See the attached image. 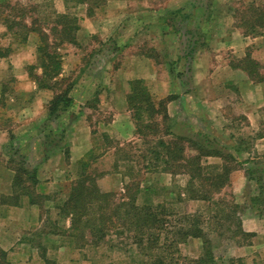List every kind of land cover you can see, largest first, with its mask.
I'll return each mask as SVG.
<instances>
[{"label": "crops", "instance_id": "obj_1", "mask_svg": "<svg viewBox=\"0 0 264 264\" xmlns=\"http://www.w3.org/2000/svg\"><path fill=\"white\" fill-rule=\"evenodd\" d=\"M9 1L0 0V8L1 4ZM71 1H25L29 2V5L44 3L46 6L53 7L54 9L51 11L57 12V18L60 14L78 17L75 41H65L57 46L62 55V68L59 73L60 83L47 87L41 86L35 78V76H42L43 74L40 65V52L38 51L41 42L39 30L48 34L50 42L54 43L51 38V35H55L52 28L57 27L59 30L62 28V23L55 21L51 28H44L39 25V19L34 20L27 17L22 20V25L9 27L10 19L16 16V19L19 20L18 14L14 13L15 7L9 6L6 12L2 8L0 10V36L2 39L7 40V37L13 34L19 36V31H23V36L20 35L21 39L7 43L8 53L6 56H0V60L6 63L8 74L21 76L26 81L22 84L28 85V88L22 84L16 86L15 93L25 97L23 100L26 101L27 114L30 115L32 128L35 129L37 124L43 123L45 127H49V133L54 129L55 133L61 134L59 140L54 144L46 142L47 136L45 137L43 134L46 133L45 131L41 133V136L38 135L37 138H42L45 142L40 148L35 147V151L42 154V158L39 159L36 166H32L33 163L30 160L36 154L38 155V152L33 150L30 152L22 151L23 155L27 156L28 161L25 168L35 170L37 177L36 184L32 185V199L29 196H22L19 205L2 204L0 201V207H2V214L0 212V246L8 251L10 264H43L41 263L43 260L44 264H46V260H56L59 264H72L71 260V263H61L56 258H52L54 251L55 254L64 252L67 255L74 250L72 251L69 246L67 247L66 244L65 246L62 243L64 235L62 230L58 232L56 229L47 227L49 226L47 223L51 222L49 220L51 215L45 209L47 203L42 198H50V194L56 193L61 188V183L65 178L83 172L87 174L98 172L99 175H96L98 177L97 183L105 191L112 190L104 189L102 185L106 188H114V183H126L128 174L125 169H122V166L126 165V160H124L126 155L121 153L125 141L131 140V138L126 139V136L131 135L132 123L135 125L132 118L133 110L130 108L128 100V94L131 91L130 80L134 79V76L143 78L153 97L156 96L154 99L157 102L172 95L171 99L167 101V111L170 116H173L171 111L174 112L173 114L175 112L179 114L180 112L177 110L178 107L180 108L179 105L185 104L186 101H189V97H192V90L189 91V87L185 85L184 74L187 72L185 69H190L196 62L199 65L196 75H200L201 80L197 84L194 83L195 92H193L195 94L193 96L201 97L199 100L202 104L211 108V111H207V116L212 119L213 117L220 119V122L223 120L221 114L217 117L215 113L218 110L224 113L223 96L211 100V98H207L205 93H215L221 90L222 87L219 85L222 80H219L218 83L215 80L217 76L225 72L226 79L223 81L228 84L225 86L227 99L232 101L231 104L235 110H239L244 115L243 118L246 119L251 133L255 134L250 137L251 144L239 143L236 135L232 138L229 137L230 140L236 141L235 145L230 150H224L233 156L231 162L233 169L227 186L230 185L233 192L241 191L242 193L246 188L247 191L251 190L250 193L248 192L247 197L249 198L243 205L245 210L243 208L241 211L240 218L243 230L252 233V236L249 243L239 245L234 254L240 257L246 256L249 261L251 259L255 264H264V194L260 193L261 184L264 183V130L262 133L258 132L259 128L264 126V78L257 80L254 78L256 74H253L247 66H237L228 62L227 67L225 66V70L221 73L222 61L215 64L222 57L224 46L231 48L232 52H235L240 59L249 58L255 64L256 60L264 62L261 59L264 57V35L245 34L242 29L235 26L230 29L231 35L229 37L216 38L211 41V46L210 43L206 46L210 42L208 38L203 37L204 40L200 42L199 38L189 35L192 33L190 26L194 21L193 13L200 0H159V3L155 5L151 0H74L72 4ZM44 8L46 7L44 6ZM71 10H75V15L69 13ZM155 12L166 16L179 15L182 19L180 23H176V20H171V16V18H157V24L159 23L161 26V35L156 36L159 39H154L155 48L158 49L161 44H164L163 40L169 34L173 36L170 41L172 47L174 40L177 41V44H174L175 53L173 50L171 51L173 55L171 54L172 59L171 62L169 61V70L168 67L166 68V63L157 62L154 54H147L146 50L142 51L141 48L134 47L131 43L124 50L113 46L115 43L132 42L127 36L130 29L137 33L143 27V20H147L146 18ZM57 18L55 19L57 20ZM121 34H125L127 37L117 38ZM5 40H2L0 45L5 44ZM92 41L99 45V48H96L93 53L95 57L101 54L108 55L110 59H115L119 55L123 61L118 68L120 70L119 77H117L119 83L108 84L103 89L105 94L111 95L110 102L105 103V98L98 106L101 109H107V107L113 109V118L108 121L107 118L103 117L104 121L99 119L100 125L98 124V128L106 132L107 142L100 141L101 136L93 130L91 121L95 115L89 116L81 111L79 99L75 97L76 95H72L73 87L71 85L62 87L66 72H70L67 68L68 71H65L66 63H63V59L66 58L71 65L77 67L83 58V46H88L91 50L90 42ZM65 45L66 47H64ZM94 46L92 50L95 48ZM113 48L117 51H114ZM248 48H251V54L246 55L245 51ZM243 56L246 57L242 58ZM38 67L42 71H39ZM213 67L218 68V71L213 72ZM172 75L179 85L174 83L173 79H169ZM214 76L215 79L212 81L211 78ZM123 77L125 79L124 84L120 83V79ZM66 90L73 97L72 106L68 109L58 110V113L53 114L51 112L53 99ZM3 93V83H0V99ZM219 99V107H217L216 102ZM235 101L238 107L234 106L233 102ZM213 104L216 106H212ZM74 108H77L78 111H75ZM74 111L75 115H72L71 113ZM91 112L93 111L91 110ZM35 138L36 136L33 137V139ZM9 155L16 158V154ZM208 158L218 160L216 156ZM0 167L2 169L1 176L11 182L3 185L4 189L0 192L1 197L12 192V183L17 168L4 165L3 162H0ZM146 171L151 172L153 170L146 168ZM75 177L70 180V183H73ZM36 196L42 198H36ZM63 200L65 203L67 199L64 198ZM68 218L67 224L60 220L61 218H56L55 224L59 222L65 224L66 229L64 231L66 232L71 223L70 217ZM31 227L35 228L29 236L27 230ZM34 237L39 238V241H36ZM6 243H8L7 247H5ZM70 258L72 257L68 259Z\"/></svg>", "mask_w": 264, "mask_h": 264}, {"label": "rangeland", "instance_id": "obj_2", "mask_svg": "<svg viewBox=\"0 0 264 264\" xmlns=\"http://www.w3.org/2000/svg\"><path fill=\"white\" fill-rule=\"evenodd\" d=\"M25 1L28 0H10L9 2L1 4V8L6 12V9L9 6H14V13L18 14V19L20 21H22L24 18L31 17L34 20L36 18L39 19V25L43 26L44 28H51L54 25L56 21L55 18H57V12L51 11L54 9L53 7L49 5L46 6L44 5V3L29 5V2ZM73 1L74 0H72L70 3L72 4ZM151 1L154 2V5L159 3V0ZM198 3L199 4L197 9L193 13L194 21L190 26V31H192V33L189 35H193L194 37L199 38L200 42L204 40L203 37L208 38V41L210 40V42H208L206 46H208L209 43L211 46V41L216 38L220 39L229 37L231 35L230 29L237 26V24L238 28L242 29L244 32L245 29L239 24L241 18L246 16L249 17L251 13L250 6L252 4L255 3L256 5H259L261 9L264 8V0H200ZM44 6L46 8H44ZM69 13L75 15V10H71V12ZM170 16L172 17L171 20H176V23H180L182 21L179 15L166 16L165 14H159L155 12V14H151V16L149 15L146 18L147 20H143V27L139 29L137 33H134V31L130 29V32L127 33V36L128 39L132 42L115 43L113 45L114 48H121V50H124V48L127 47L129 43H131L134 47L137 46L138 48H141L142 51L146 50L147 54H154V56H156L157 62L166 63V68L168 67L169 70L173 55L171 51L173 50V53H175L176 49L174 44H177V41L174 40V44L172 47L170 41L173 36L169 34L164 38V44H161L157 49L155 48L154 39H159L156 36L161 35V26L159 23L157 24V18H165ZM258 30L259 34L253 33L252 35H264V28L258 26ZM19 32V36H16L14 34L9 35L7 37V40H5V38L2 39V37L0 36V42L2 40H5V44L0 45V47L6 50V45L9 41L12 43L14 41H17L18 39H21L20 35L23 36V31L20 30ZM127 36L125 34H121L117 38L123 39ZM51 38L53 39H51L52 41L56 43L58 42L57 34H55L54 36L51 35ZM91 39L97 40L95 38ZM137 42H139L138 45H136ZM94 43L95 42L92 41L90 42L91 46L89 45L91 47V50L93 45H95V48H93L92 51L90 50V48H88V46H83V58H81L80 63L77 67H75V65L73 64L71 65L66 58V60L63 59V63H66V65L64 66L65 69L67 68L68 70H70V72H66V74L64 73L66 76L64 77L65 81L62 87L69 85L73 87L72 95H76L75 97L79 99L78 101L81 106V111H84L89 116L95 115V118H93V120L91 121L93 130L96 131L99 136H101L100 138L98 137L100 141L107 142L108 139L107 134H105L106 132L98 128L100 125L99 119H102V121H104V118H107L108 121H110L113 118V109H110L108 107L107 109H101L98 106L105 98V103L110 102L111 95L109 93L105 94L103 89L108 84L119 83L117 81V77H119L120 73V70L118 68L123 61L121 57H119V55H117L118 58L115 57L116 60L113 58L110 59L108 55L100 54L95 57L93 53L96 48H99V45ZM64 47H66V45ZM114 48L113 50L117 51ZM222 53L223 58H217L218 61L215 62V64H217L218 62L222 61L223 65L221 67V73H223V71L225 70V66L228 62L233 65L236 64L237 66H247L253 74H256L254 78L257 80L264 78V62L256 60V64L253 61L247 63L246 61L249 60V58H247V60L240 59L238 55L235 54V52H232L231 48H227L226 46L222 48ZM245 53L246 55L251 54V48H248ZM245 57L246 56H243L242 58ZM261 59L264 61V57ZM168 63L169 65L167 66ZM197 63L198 62L192 65L190 69H185V71H187L186 74H184V80L186 82L185 85L186 87H189V91L192 90V97H189V101H186L185 104L179 105L180 108H182L181 110H179L180 108L178 107L177 110L180 112L179 114H177L176 112L175 114H173L174 112L171 111L173 116L169 115V117L163 119L159 112L155 111L154 113V111L150 109V107L146 108V104H144V107L147 109L144 117H152L154 119H157V122L155 120L154 121L158 123V129L156 128L154 132L147 131L148 134L145 136L137 133L136 121L138 120L139 124L140 119L137 117V115L135 114L136 111L133 109L132 118L135 122V125L132 123V130L130 131L131 135L126 136V139L131 138V140L125 141V145L121 153L126 155V159H124L126 160V165H123L122 169H125L126 173L128 174V178H126V183H114V188H106L103 185L102 187L104 189L112 190L120 196L121 193H124L126 191L127 183H139L143 188L148 185H154L157 187L151 195L153 199L156 202H164L167 207H173L175 212H177V214L171 215V218L175 217L176 219L177 215L180 214L179 220H181V215L186 212L196 213L197 215H200L203 221L201 223V226L203 227L204 233L208 239L205 240L203 237H192L186 243L181 244L180 249L182 257L197 258L204 255L206 248H209L212 251L214 259L218 262V264H221L222 262H224L223 264H230V258L239 259L235 260L234 264H255V262H252L251 259L249 261L246 256L240 257L234 254L239 245L249 243V240L252 236L243 234V230H241L242 226H239V223H237V216H240L243 208L245 210V207L243 205L247 201V198H249L247 197V195L248 192H251V190L247 191L246 188L242 193L241 191H236V193L233 192L230 185H226L221 190V193L215 194L216 197L225 196V201H219L218 203H216L217 201H200L188 198H183V200L180 201L178 200V194L180 192H184L183 189L186 187L190 176L186 172H165L162 168L164 167L162 161H156L154 158H150L154 156L151 152L153 144L155 143L154 141L158 137L166 134V132L167 139H170L171 137L168 132H173L188 136L190 137V139H193V137L195 136L196 140H203V137L196 138V136L198 134L201 135L202 133H205V138L209 141L210 145L216 149H232L236 141L230 140V138L235 135L238 137L237 140L239 143L251 144L250 137L255 134L251 133V129L247 125L246 119L243 118L244 115L241 114L239 110H235L233 108V105L231 104L232 101H228L227 99V90L225 89V86H227L228 84L226 81H223L224 79H226L225 72L224 74L217 76V79L215 80L216 83H218L219 80H222L221 84L219 85L220 87H222L221 90H218L215 93H205L207 98H211V100L215 99L216 97L219 98L223 96L222 100L224 101V113L222 111L220 112V110L215 111L217 117H219L220 114L222 115V122H220V119H216L215 117H213L212 119L207 116L206 113L211 108L206 107L202 104V102L199 100L201 97L199 98V96H193V94H195L194 83L197 84V82L201 80V76L196 75L199 68V65H197ZM67 69L65 71H68ZM38 70L42 71L40 67H38ZM215 70L218 71V68L213 67V72H215ZM0 75V83H3L4 92L3 96L0 99V162H3L4 165L14 166L16 168L25 167L28 161L26 159L27 156H24L22 151H35L36 146L40 148V146H43V143L45 142V140H43L42 138L38 139V135L41 136V133L45 131L46 133L43 134H45V137L47 136L46 142L54 144L59 140L61 134L59 132L55 133L54 129L53 131H51V133H49V127H45L43 123L37 124L35 129H33V125H31L30 122V115L27 114L28 110L26 101L23 100L24 96L22 97V95L15 93V90H17L16 86L21 85L23 82L26 83V81H24L21 76H13L11 74H8L6 63L1 60ZM133 78L138 77L134 76ZM169 79H173V82L179 85V83L175 82L176 78L173 75ZM214 79L215 76L211 78L212 81ZM124 81V77L120 79V83L124 84ZM22 85L28 88L27 84ZM199 94L201 93L199 92ZM154 97L156 99L155 95ZM228 98H230V96H228ZM219 101L220 99L216 102L217 107H219ZM235 103L236 101L233 102L234 106L238 107V104ZM216 104H213L212 106H216ZM91 110L93 112H91ZM75 111H78V109L76 108ZM75 111L71 114L75 115ZM133 114L135 116H133ZM54 123L57 122L54 121ZM263 130L264 126H261L258 132L262 133ZM34 136H36L35 139H33ZM186 146L187 148L185 150V153L187 155L197 154V150H195V148H192L189 142H186ZM9 154H16V158H12V156H10ZM143 154H146V156ZM208 157L203 158V164H214L219 167L218 165L222 163L219 156H216L218 160ZM40 158H42V154L38 152V155L36 154L35 157L30 160L31 163H33L32 166H36ZM148 161H152L151 165L154 164L153 161H156L158 163V168L152 166L156 170L151 169L153 171H146L145 166L149 163ZM1 172L2 169L0 167V192L4 189L3 185L5 183H11L9 182L10 180L7 181L5 177L3 178L1 176ZM92 174L99 175L98 172H93ZM80 175L81 174H76V177L74 175H70L68 178H65L63 180V183H61V188L58 189L56 193L50 194V198L45 199L40 196L42 199H44V202L47 203L45 209H47L48 214L51 215V217H49V220L51 222H46L49 225L47 227L50 229H56L58 232L62 230L64 232L62 243L64 245L66 244L67 247L69 246L72 251L74 250L72 253H69L67 255L64 252L55 254L54 251V253H52V258H56L61 263H71L72 261V264H151V255L147 254V252L141 251V249L135 242L136 238L134 236V233L125 229L118 228L116 226L112 227L107 236L99 241L98 245H96L95 243H85V245H83V241L80 240L77 236L71 237L66 234V232L64 231V229H66L64 225L67 224L69 218L66 215L65 210H63L62 208L64 204L63 199H67L71 191L72 184L75 180L78 179ZM23 177L26 182L22 183L30 184L26 180L25 175ZM74 177L75 179L73 183H70V180ZM197 183L199 182L197 181ZM260 189V193L264 194V183L261 184ZM136 191L137 190H135V193ZM183 195L184 193L182 194V196ZM119 196H117V198H119ZM40 197L36 196V198ZM239 201H242V203H239ZM226 202L229 203V205H227ZM233 203L238 204V208L236 211H234V208L232 207ZM0 212L2 214V207H0ZM56 218H61L60 220H63L65 224L63 225L62 222L55 224V220L57 221ZM34 228L31 227L27 230L29 236L30 233L34 232L32 231ZM34 238L36 239V241H39V238ZM7 246L8 243H6L5 247ZM6 251L0 246V264H10L9 256L7 254L8 251ZM65 255L66 258H64ZM179 255L180 253H174V256L176 257ZM69 257L72 258L68 259ZM41 263L44 264V260Z\"/></svg>", "mask_w": 264, "mask_h": 264}, {"label": "trees", "instance_id": "obj_3", "mask_svg": "<svg viewBox=\"0 0 264 264\" xmlns=\"http://www.w3.org/2000/svg\"><path fill=\"white\" fill-rule=\"evenodd\" d=\"M250 8L249 17L241 18L239 25L245 29V34H259L258 26L264 28V8L261 9L255 3ZM56 21L62 23L61 29L52 28V32L59 36L57 43L50 42L48 34L39 30L41 42L38 51L40 52V65L43 74L42 76H35V78L43 87L60 83L59 73L62 68V55L57 46L65 41L74 42L76 39L77 16L60 14ZM15 25H22V21L17 20L16 16L10 19L9 27ZM7 53L8 50L5 51L0 47V56H6ZM250 61L247 60L246 62ZM130 84L129 106L136 111L135 114L140 119L139 124V121H136L137 133L145 136L148 134L147 131L154 132L156 128L158 129L157 119L144 117L145 112H147L146 108L150 107L154 113L155 111L159 112L165 119L169 117L166 104L172 95L157 102L143 78L131 79ZM72 104L73 97L69 95V91H63L53 99L51 112L53 114L58 113V110L68 109ZM144 104H146V108ZM133 116L135 115L133 114ZM168 134L171 136L170 139H167L166 132L154 141L151 149L154 156L150 158L162 161L164 165L162 168L165 172H186L190 176L186 187L183 189L184 197L182 196L183 193L180 192L178 200L188 198L200 201H217L216 203L225 201V196L216 197L215 194L221 193V190L229 184L230 173L233 169V165L230 163L233 160L231 153L225 152L222 148L212 147L205 138V133L196 136V138L203 137V140H196L194 137L190 139V137L180 133L168 132ZM186 142H189L190 146L197 150V154L187 155L185 153ZM143 155L146 156V154ZM211 155L219 156L222 159V163L217 164L219 167L214 164H203V158ZM156 161H153V165H151L152 161H148L149 163L145 167L149 170H156L152 167L158 168ZM24 175L30 184L22 183L26 182ZM97 178L96 175L83 172L72 184L69 196L62 207L66 215L70 217V227L66 231L69 236H77L83 241V245L85 243L98 245L99 241L107 236L110 229L116 226L134 233L137 246L141 251L151 255V264H218L209 248H206L204 255L197 258H187L181 255L180 245L186 243L190 238L203 237L205 240L208 239L201 226L203 221L200 215L186 212L181 215V220H179L180 214L177 215L176 219L175 217L171 218V215L177 214L173 207H167L164 202H156L151 196L157 186L148 185L143 188L139 183H127L126 191L119 196L114 191L102 190L97 183ZM36 182L35 170L18 167L12 183V192L1 196V203L19 205L22 196H29L32 199V185H35ZM135 190H137L136 193ZM232 207L236 211L238 204L233 203ZM237 217V223L240 226L242 225L241 218L239 215ZM242 233L247 236L252 235V233L244 230ZM174 253H180V255L176 257ZM235 260L239 259L230 258V264H234ZM46 264L59 263L46 260Z\"/></svg>", "mask_w": 264, "mask_h": 264}]
</instances>
